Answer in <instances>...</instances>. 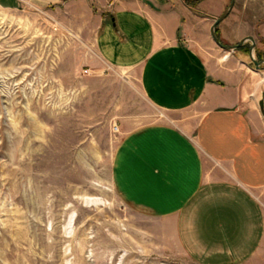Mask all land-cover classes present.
Segmentation results:
<instances>
[{"label": "rangeland", "instance_id": "rangeland-1", "mask_svg": "<svg viewBox=\"0 0 264 264\" xmlns=\"http://www.w3.org/2000/svg\"><path fill=\"white\" fill-rule=\"evenodd\" d=\"M141 1L146 12L188 23L200 51L247 57L250 41L225 51L210 37L230 0ZM104 3L23 0L0 9V264H193L170 231L111 187L120 123L174 124L175 116L143 100L136 72L96 60L93 28ZM217 28L223 45L251 36L255 58L264 51V0H234Z\"/></svg>", "mask_w": 264, "mask_h": 264}, {"label": "crops", "instance_id": "crops-1", "mask_svg": "<svg viewBox=\"0 0 264 264\" xmlns=\"http://www.w3.org/2000/svg\"><path fill=\"white\" fill-rule=\"evenodd\" d=\"M21 1L0 0V9ZM100 8L98 63L136 72L143 100L175 116L174 124L120 123L109 171L116 196L160 222L193 264H264V71L242 53L200 51L176 13L146 12L141 0Z\"/></svg>", "mask_w": 264, "mask_h": 264}, {"label": "water", "instance_id": "water-1", "mask_svg": "<svg viewBox=\"0 0 264 264\" xmlns=\"http://www.w3.org/2000/svg\"><path fill=\"white\" fill-rule=\"evenodd\" d=\"M183 1L188 2L190 0H183ZM233 4H234V0H230L229 5L225 9V11L220 16L215 18L214 21L212 22L210 29H209L211 40L216 44V46H218L219 48L225 51H236L237 49H240L243 46L242 44H244L246 41H250L251 45H250L248 57L250 61L252 62V64L254 65L255 70L264 69V60L256 61L255 58L253 57V50L255 47V42L251 36L244 37L238 43L233 44V45H223L217 37L216 28L218 24L226 18V16L228 15V13L233 7Z\"/></svg>", "mask_w": 264, "mask_h": 264}, {"label": "trees", "instance_id": "trees-1", "mask_svg": "<svg viewBox=\"0 0 264 264\" xmlns=\"http://www.w3.org/2000/svg\"><path fill=\"white\" fill-rule=\"evenodd\" d=\"M263 43H264V40H263ZM255 59H256L257 61H259V60H264V51H262V52H260V53H257V54H256V52H255Z\"/></svg>", "mask_w": 264, "mask_h": 264}, {"label": "built area", "instance_id": "built-area-1", "mask_svg": "<svg viewBox=\"0 0 264 264\" xmlns=\"http://www.w3.org/2000/svg\"><path fill=\"white\" fill-rule=\"evenodd\" d=\"M114 130L116 131V130H117V128H116V127H114Z\"/></svg>", "mask_w": 264, "mask_h": 264}, {"label": "flooded vegetation", "instance_id": "flooded-vegetation-1", "mask_svg": "<svg viewBox=\"0 0 264 264\" xmlns=\"http://www.w3.org/2000/svg\"><path fill=\"white\" fill-rule=\"evenodd\" d=\"M248 51H249V48H248ZM256 60V59H255ZM257 61V60H256ZM259 61H263V60H259Z\"/></svg>", "mask_w": 264, "mask_h": 264}]
</instances>
